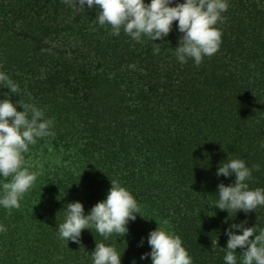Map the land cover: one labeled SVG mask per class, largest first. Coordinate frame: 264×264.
Segmentation results:
<instances>
[{
	"label": "trees",
	"instance_id": "16d2710c",
	"mask_svg": "<svg viewBox=\"0 0 264 264\" xmlns=\"http://www.w3.org/2000/svg\"><path fill=\"white\" fill-rule=\"evenodd\" d=\"M228 3L218 51L195 66L175 58L176 21L153 41L154 54L147 37L138 43L98 25L95 7L0 0V70L20 88H0V98L44 109L54 132L25 154L37 179L20 206L0 208V264H92L96 242L113 244L121 264H151L140 256L156 227L180 236L193 264H225L229 225L264 227V207L229 218L213 206L217 185L234 181L215 174L226 159H243L250 188H264V0ZM113 179L139 205L127 233L104 241L85 229L80 245L59 239L64 206L78 201L87 214Z\"/></svg>",
	"mask_w": 264,
	"mask_h": 264
},
{
	"label": "clouds",
	"instance_id": "9594fccd",
	"mask_svg": "<svg viewBox=\"0 0 264 264\" xmlns=\"http://www.w3.org/2000/svg\"><path fill=\"white\" fill-rule=\"evenodd\" d=\"M74 12L95 7L98 25L110 27L112 36H119L121 30L135 42L147 37L152 42L153 53L158 54L160 44L172 31L182 35L174 49L180 64L192 60L199 66L203 58L215 54L221 44V30L216 27L224 20L223 13L229 7L228 0H61ZM174 5V6H173ZM98 13V15H97ZM0 88L12 94L20 92L19 85L3 70H0ZM17 104L22 111H17ZM53 121L46 118L45 110L34 103H13L8 94L0 98V208L11 210L20 206L23 195L37 179V173L26 165L25 154L29 146L38 139L54 135ZM260 147L264 148V143ZM258 169L257 166H253ZM253 168L246 166L241 158L226 159L216 170V176H234V181L225 185L219 183L215 208L226 211L229 218L237 212L247 213L264 207V188H250ZM36 205V204H35ZM64 219L57 227V236L67 243L81 244V231L95 229L107 241L115 234L118 237L128 231L127 225L135 221L140 209L137 200L118 179L110 181V187L103 200L97 201L87 214L78 201L67 203ZM245 221L232 223L225 230L227 236L223 260L225 264H237L236 249H242V264H264V227H245ZM236 230H239L237 234ZM6 231L0 224V232ZM251 237V239H250ZM141 245L143 238H141ZM150 251L141 254L140 259L149 257L151 264H193L192 257L182 246L180 236L156 227L147 235ZM81 248H83L81 246ZM92 264H121L122 252L111 243L96 242L91 252ZM135 264V261L132 262Z\"/></svg>",
	"mask_w": 264,
	"mask_h": 264
}]
</instances>
